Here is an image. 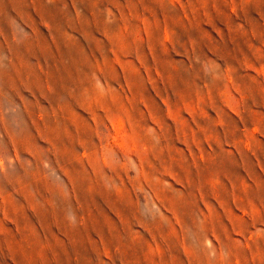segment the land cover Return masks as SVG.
<instances>
[{
	"label": "rangeland",
	"instance_id": "374dc122",
	"mask_svg": "<svg viewBox=\"0 0 264 264\" xmlns=\"http://www.w3.org/2000/svg\"><path fill=\"white\" fill-rule=\"evenodd\" d=\"M0 264H264V0H0Z\"/></svg>",
	"mask_w": 264,
	"mask_h": 264
}]
</instances>
